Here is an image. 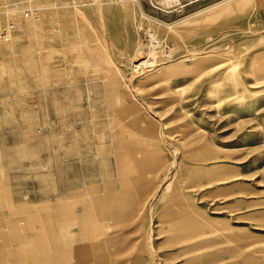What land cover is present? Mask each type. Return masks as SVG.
Masks as SVG:
<instances>
[{
  "label": "rangeland",
  "instance_id": "obj_1",
  "mask_svg": "<svg viewBox=\"0 0 264 264\" xmlns=\"http://www.w3.org/2000/svg\"><path fill=\"white\" fill-rule=\"evenodd\" d=\"M11 24L0 264H264V0H0Z\"/></svg>",
  "mask_w": 264,
  "mask_h": 264
},
{
  "label": "bare ground",
  "instance_id": "obj_2",
  "mask_svg": "<svg viewBox=\"0 0 264 264\" xmlns=\"http://www.w3.org/2000/svg\"><path fill=\"white\" fill-rule=\"evenodd\" d=\"M31 4V3H30ZM67 7V6H66ZM57 8V7H56ZM8 11V9H7ZM12 11H17V9H13ZM27 11V10H26ZM6 12V11H5ZM9 12V11H8ZM22 12V11H21ZM56 36V35H55ZM154 36L151 35V42L154 41ZM148 58V57H147ZM146 62V61H145ZM145 62H141L139 64H137L136 66L139 68V66H141L143 63ZM66 66V65H65ZM52 75V74H51ZM257 80H262V77H259V78H256ZM264 80V79H263ZM58 84V85H57ZM60 86V87H59ZM47 90H48V96H49V99L51 100V104H53L52 106L56 105V102H58V100L61 99L62 97V94L64 92V86H62L60 84V82H56V81H50V83L48 84V87H47ZM66 101V100H65ZM93 111V110H92ZM49 118L51 119V115L49 114ZM145 186L148 185V182H144ZM68 204V203H67ZM113 208H118L119 206H121V202L117 201V202H114L112 203L111 205ZM68 207L69 204H68ZM69 238V235L67 236L66 240ZM216 256V253L215 254H207V255H204L202 256V258H198V257H195L194 259L190 258L186 263H191L193 262L194 264H199L200 262L203 263H209L213 257Z\"/></svg>",
  "mask_w": 264,
  "mask_h": 264
},
{
  "label": "built area",
  "instance_id": "obj_3",
  "mask_svg": "<svg viewBox=\"0 0 264 264\" xmlns=\"http://www.w3.org/2000/svg\"><path fill=\"white\" fill-rule=\"evenodd\" d=\"M13 25L11 24V25H9V26H7L1 33H0V37L2 38V39H7L10 35H11V31H12V29H13Z\"/></svg>",
  "mask_w": 264,
  "mask_h": 264
}]
</instances>
